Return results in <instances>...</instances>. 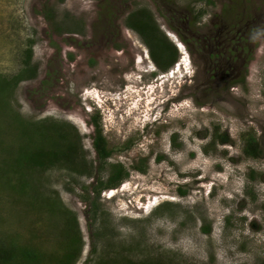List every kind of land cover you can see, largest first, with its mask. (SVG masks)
<instances>
[{"label":"rangeland","instance_id":"374dc122","mask_svg":"<svg viewBox=\"0 0 264 264\" xmlns=\"http://www.w3.org/2000/svg\"><path fill=\"white\" fill-rule=\"evenodd\" d=\"M139 10L177 51L167 71L127 25ZM1 91L5 242L66 252L69 228L42 196L77 219L75 264H264V0H0ZM42 120L76 129L90 177L10 168L22 127ZM98 130L112 152L103 169ZM118 164L128 177L94 207Z\"/></svg>","mask_w":264,"mask_h":264},{"label":"trees","instance_id":"16d2710c","mask_svg":"<svg viewBox=\"0 0 264 264\" xmlns=\"http://www.w3.org/2000/svg\"><path fill=\"white\" fill-rule=\"evenodd\" d=\"M127 25L143 38L146 46L150 49L151 56L163 71H167L176 63V49L171 44H168L165 37L159 33L160 31L150 15L145 14L143 10H139L128 19ZM24 72L29 71L24 70ZM23 77L27 76L21 75V79H24ZM19 79L18 76L17 80ZM1 92L0 97L5 103L1 109L3 108L6 111L8 108V98L5 95L8 93ZM16 121L21 122V120ZM48 123V120L32 122V124L27 122L28 125L22 127L21 138L26 140V144L22 149L18 150V154L10 168L12 167L13 169V166L16 165L20 170L27 169L32 172L39 170V173L63 169L69 170L74 174H79L81 177L85 175L90 177L89 173L93 172V164L86 163V161L81 164L82 166H78L79 164H77V148H73V142L70 140L71 136L74 135L76 137L77 135L76 140L80 142L76 129L71 124L65 122L56 121ZM98 123V119H95L93 124L98 126ZM254 143L255 141L250 142L247 154L257 158L261 156V153L259 152V146H254ZM94 146L100 160V169H103L107 165V160L110 158L112 152L107 149L106 140L99 130L97 131ZM8 151L6 152L7 154H12L13 149L8 148ZM80 158L83 159V156L80 155ZM110 167L112 169L110 178L106 182L99 181V185L95 188L96 198L92 203L94 207H97L96 204L99 202L103 190L117 189L128 177L127 170L123 165H111ZM28 185V183L23 182L19 191L24 194ZM83 190L86 191L85 188ZM87 193L85 197L90 195ZM37 194L39 195L40 193L37 192ZM37 198L44 200L46 206H50L49 210L55 213L54 217L57 216L58 219L56 226L59 225L62 230L68 226L67 240L64 242L66 252H63L62 255L60 254V257L54 258L55 256L47 255L48 252L45 253L44 250L43 252L40 251L39 247H20L16 244L19 240L18 236L16 238L17 241L9 242H5L0 238V264H45V256H49V259H52L51 262L46 264H75L82 249L77 219L72 213L66 210L62 211L63 203L61 199H45L42 196H38ZM62 223H65V225H62Z\"/></svg>","mask_w":264,"mask_h":264},{"label":"flooded vegetation","instance_id":"af4514ba","mask_svg":"<svg viewBox=\"0 0 264 264\" xmlns=\"http://www.w3.org/2000/svg\"><path fill=\"white\" fill-rule=\"evenodd\" d=\"M217 37V36H216ZM214 38H215V34L214 33H212L211 32V34L210 35H207V36H205V43H206V45H207V47L209 48V51H208V54H209V57H210V60L211 61H213V59H212V56L213 55H217L218 54V52H216V50L217 49H214V47H215V45H213V41H214ZM218 42V41H217ZM216 41H215V43H217ZM218 45H216V47H217ZM207 47H205V48H207ZM204 48V49H205ZM216 60L214 61V63H216L217 62V58H215ZM214 65V64H213Z\"/></svg>","mask_w":264,"mask_h":264},{"label":"bare ground","instance_id":"6f19581e","mask_svg":"<svg viewBox=\"0 0 264 264\" xmlns=\"http://www.w3.org/2000/svg\"><path fill=\"white\" fill-rule=\"evenodd\" d=\"M145 58V57H144ZM142 60H143V58H139V63H141L142 62ZM140 67V66H139Z\"/></svg>","mask_w":264,"mask_h":264}]
</instances>
